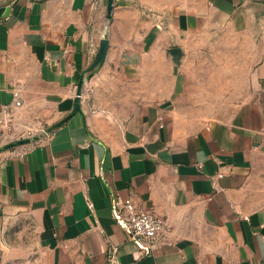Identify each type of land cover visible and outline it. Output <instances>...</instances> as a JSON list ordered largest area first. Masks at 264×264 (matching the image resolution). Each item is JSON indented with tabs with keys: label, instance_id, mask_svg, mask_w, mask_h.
<instances>
[{
	"label": "crops",
	"instance_id": "crops-1",
	"mask_svg": "<svg viewBox=\"0 0 264 264\" xmlns=\"http://www.w3.org/2000/svg\"><path fill=\"white\" fill-rule=\"evenodd\" d=\"M107 10L0 0V148L40 137L0 153V264H264V0ZM116 200L167 221L157 248Z\"/></svg>",
	"mask_w": 264,
	"mask_h": 264
},
{
	"label": "built area",
	"instance_id": "built-area-1",
	"mask_svg": "<svg viewBox=\"0 0 264 264\" xmlns=\"http://www.w3.org/2000/svg\"><path fill=\"white\" fill-rule=\"evenodd\" d=\"M82 97L87 98V92L82 93ZM16 106L20 107L21 102L17 101ZM13 130L14 124L10 108H0V142L5 135L10 134ZM114 212L117 221L127 231L130 239L146 252L157 248L163 242L169 229L165 219L145 210L133 200L128 202L116 200Z\"/></svg>",
	"mask_w": 264,
	"mask_h": 264
},
{
	"label": "water",
	"instance_id": "water-1",
	"mask_svg": "<svg viewBox=\"0 0 264 264\" xmlns=\"http://www.w3.org/2000/svg\"><path fill=\"white\" fill-rule=\"evenodd\" d=\"M114 1L115 0H108V13H107V19L108 21H111L112 15H113V8H114ZM109 50V41H108V36L106 35L104 40L101 42L99 52L95 58V61L93 65L84 72L82 79L79 82L78 88H77V93H76V98H75V110L73 114L76 112H81V100H82V93L84 89L85 83L90 80L94 74L96 73L97 69L105 62L107 53ZM64 122H61L57 124L56 126L50 128L47 130V133H50L57 127L61 126ZM40 140V137H35L32 139H24V140H19L16 142H11L9 144H6L0 148V153L8 151L12 148L19 147V146H25L29 145L33 142H37Z\"/></svg>",
	"mask_w": 264,
	"mask_h": 264
}]
</instances>
